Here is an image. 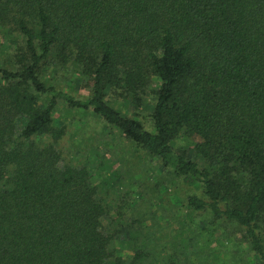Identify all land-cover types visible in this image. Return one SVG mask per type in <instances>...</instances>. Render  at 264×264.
<instances>
[{
	"label": "trees",
	"instance_id": "16d2710c",
	"mask_svg": "<svg viewBox=\"0 0 264 264\" xmlns=\"http://www.w3.org/2000/svg\"><path fill=\"white\" fill-rule=\"evenodd\" d=\"M0 35L22 44L0 66V264H151L113 246L92 168L63 163L59 104L193 184L186 208L236 223L264 264V0H0ZM67 64L89 97L47 76ZM153 78L148 130L112 103L138 107Z\"/></svg>",
	"mask_w": 264,
	"mask_h": 264
},
{
	"label": "rangeland",
	"instance_id": "374dc122",
	"mask_svg": "<svg viewBox=\"0 0 264 264\" xmlns=\"http://www.w3.org/2000/svg\"><path fill=\"white\" fill-rule=\"evenodd\" d=\"M21 48L17 35H0V66L8 67L9 59L13 60ZM47 76L57 89L76 98L91 95L88 77L70 64ZM157 85L153 78L146 102L138 107L128 106L121 99H114L113 107L152 130L149 105L154 102L151 91ZM55 116L65 131L56 146L62 161L92 168V180L99 189L102 187L100 196L105 198L103 203L111 216L104 225L110 231L116 228L113 246L124 260L140 251L151 264H258L240 226L186 208L187 195L197 189L174 177L159 159L135 149L129 139L91 112L84 114L59 104ZM197 141L196 137L179 136L173 140L174 149L184 154Z\"/></svg>",
	"mask_w": 264,
	"mask_h": 264
}]
</instances>
